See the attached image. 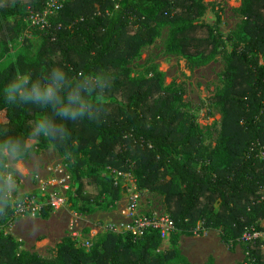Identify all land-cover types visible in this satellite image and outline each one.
I'll list each match as a JSON object with an SVG mask.
<instances>
[{"label":"trees","instance_id":"trees-1","mask_svg":"<svg viewBox=\"0 0 264 264\" xmlns=\"http://www.w3.org/2000/svg\"><path fill=\"white\" fill-rule=\"evenodd\" d=\"M47 1L0 0L1 59L29 11H42ZM204 10V0H66L50 27L41 30L44 40L36 55L21 54L0 70V144L11 139L18 150L52 145L67 160L75 189L72 206L81 214L105 207V196L112 199L106 208L121 199V187L103 174L106 169L133 174L140 191L164 193L176 225L171 248L159 251L158 230L141 238L107 230L90 249L65 236L48 257L22 250L5 228L23 213L15 212L0 177V264H192L179 242L199 224L220 229L229 248L245 230L264 231L259 226L264 219V0H242L241 22L229 37L200 21ZM166 28V52L183 57L190 69L223 55V86L209 97L222 116L214 140L207 135L213 127L199 125L185 107V90L165 85L157 67L146 77L132 75L129 64ZM227 39L233 41L231 51ZM56 66L70 78L80 71L111 74L109 110L102 122L87 116L62 121L50 105L5 103L2 89L13 76L50 75ZM41 114L57 125L65 123L67 134L34 132ZM6 161L0 155V171ZM51 211L47 206L41 214ZM263 245L264 240L243 243L245 264H264ZM208 264H215L213 257Z\"/></svg>","mask_w":264,"mask_h":264},{"label":"rangeland","instance_id":"rangeland-1","mask_svg":"<svg viewBox=\"0 0 264 264\" xmlns=\"http://www.w3.org/2000/svg\"><path fill=\"white\" fill-rule=\"evenodd\" d=\"M204 4L205 10L200 21L215 26L227 37L237 30L241 22L237 10L242 0H204ZM41 30L45 29L33 28L24 19L17 37L9 41L3 58H0V70L15 61L21 54L35 56L44 40ZM168 37L169 29L166 28L154 43L141 49L140 55L129 64L132 75L146 77L151 75L153 67H157L164 74L165 85L175 84L185 90L183 100L185 107L193 113L199 125L213 127L207 131V135L214 140L217 137L215 128L220 129L222 116L218 108L210 103L209 97L223 86L225 68L223 55H218L215 60L203 67L190 69L183 57L166 52L165 44ZM226 46L227 50L231 51L233 41L227 39ZM2 53H4L3 46ZM6 157V165L0 171V177L5 181V188L12 206L25 197L45 201L48 193L57 189L66 193L67 204L62 209L52 210L47 217L42 214L26 213L14 224L5 228L6 233L12 234L22 243L21 249L30 253L42 257L51 256L56 251V245L65 236H72L80 246L90 249L107 230L126 233L132 226L133 218L129 208L133 200L136 203L134 209L138 214L169 215L164 193L140 191L133 174L111 169H106L103 174L120 185L121 199L113 206L106 208L111 204L112 199L110 195L105 196L102 201L105 207H99L96 211L87 214L75 212L72 206L75 189L72 179H66V176H70L66 165L67 160L52 145L47 148L18 150L15 156L6 155ZM7 177L13 180L10 191L6 185ZM55 177L58 178L57 184L52 183ZM260 221L259 226L262 227L264 219ZM206 230L208 232V229ZM215 230L220 233V229ZM205 235L206 232H201L199 235L196 233L186 235L184 248L191 249L196 246ZM87 242L91 244L90 248ZM224 245L226 250L220 252L218 263L215 262L216 258H213L215 264H245L246 254L243 243L238 242L233 248H229L225 243ZM169 248H171L170 238L164 239L159 251L165 252ZM208 260L204 257L203 260L198 258L195 262L201 264L203 261L204 264H208Z\"/></svg>","mask_w":264,"mask_h":264},{"label":"clouds","instance_id":"clouds-1","mask_svg":"<svg viewBox=\"0 0 264 264\" xmlns=\"http://www.w3.org/2000/svg\"><path fill=\"white\" fill-rule=\"evenodd\" d=\"M110 73L99 70L85 73L80 71L76 77L70 78L64 67L56 66L50 70V75L34 78L32 73L23 72L13 76L3 87L5 103L17 99L23 104L51 106L54 114L62 121H77L87 116L89 121L102 122L109 110V92L112 87ZM45 81H47L45 83ZM68 85L66 92L61 89ZM34 132L45 136L61 133L66 135V124L57 125L49 116L41 114L35 121ZM63 135L61 138H63ZM18 142L7 140L0 144V155L15 156L18 152ZM9 191L13 180L6 178ZM3 208L0 207V213Z\"/></svg>","mask_w":264,"mask_h":264},{"label":"built area","instance_id":"built-area-1","mask_svg":"<svg viewBox=\"0 0 264 264\" xmlns=\"http://www.w3.org/2000/svg\"><path fill=\"white\" fill-rule=\"evenodd\" d=\"M66 0H48L44 9L40 12L29 11L25 17V21L29 26L33 28L47 29L50 27V18L62 9ZM66 179H70V176H66ZM58 178L55 177L52 181L53 184H57ZM60 183V182H59ZM65 188L67 186L64 185ZM67 204L66 193L62 190H53L48 193L47 199L41 201L37 198L25 197L20 199L13 204V208L16 213H32L41 214L45 207H51L52 210L57 211L65 207ZM136 203L133 200L129 211L133 218L132 226L129 227L127 232H130L135 238H141L146 233L158 230L160 231L162 239H168L171 234L175 231L176 225L170 215H141L136 213ZM207 230L203 224L198 225L195 229V233H205ZM264 240V231L256 227L245 230L241 237L238 239L240 243H255L257 241ZM90 243L87 242V246L90 248ZM264 247V245H263Z\"/></svg>","mask_w":264,"mask_h":264},{"label":"crops","instance_id":"crops-1","mask_svg":"<svg viewBox=\"0 0 264 264\" xmlns=\"http://www.w3.org/2000/svg\"><path fill=\"white\" fill-rule=\"evenodd\" d=\"M1 51L2 46L0 39V54ZM215 231V229H208V232L206 231V235L202 238V240L200 239L202 243L200 242L199 244H196V246L191 247V249L184 248V238L187 236H181L180 249L192 264H196V259L202 258L203 260L204 257H207L208 259L210 257L216 258L215 262L218 263V260L221 256L220 252H224L226 250V247L222 242L220 233ZM204 263L205 262L201 261V264Z\"/></svg>","mask_w":264,"mask_h":264}]
</instances>
